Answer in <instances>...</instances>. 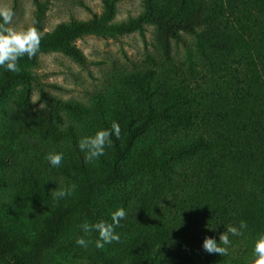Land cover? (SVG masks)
I'll return each mask as SVG.
<instances>
[{"label": "trees", "instance_id": "obj_1", "mask_svg": "<svg viewBox=\"0 0 264 264\" xmlns=\"http://www.w3.org/2000/svg\"><path fill=\"white\" fill-rule=\"evenodd\" d=\"M102 2L101 17L51 33L43 32L40 5L32 26L42 33L39 50L18 60V72L0 68V102L22 87L17 105L27 111L40 53L63 51L85 64L73 45L77 38L142 31L149 23L158 26L165 61L172 40L192 35L189 75L222 72V81L194 91L186 79L161 103L153 100L150 84L141 86L138 113L97 107L90 125L109 132L107 150L90 160L71 156L59 167L24 166L14 123L6 124L0 131V264H224L217 254L189 245V231L164 220L166 212L176 215L187 206L222 231L245 221L248 247L264 234V0H145L143 14L119 24L110 23L114 1ZM154 75L141 80L152 82ZM60 109L78 118L87 113L78 103L51 99L35 117L43 139L74 137L73 128L52 124ZM68 189L71 195H55ZM120 208L126 216L115 227L119 241L96 248L98 232L85 233L82 225L111 223ZM81 236L87 247L75 243Z\"/></svg>", "mask_w": 264, "mask_h": 264}, {"label": "rangeland", "instance_id": "obj_2", "mask_svg": "<svg viewBox=\"0 0 264 264\" xmlns=\"http://www.w3.org/2000/svg\"><path fill=\"white\" fill-rule=\"evenodd\" d=\"M112 1L115 5L112 24L127 22L145 12V0ZM40 5L44 10V33H51L61 25L92 21L105 12L102 0H0V10L13 13L11 22L5 27L15 31L32 27ZM157 38L158 26L152 23L145 24L142 31L82 36L73 45L84 56L85 64L78 63L63 51L40 53L36 68L38 83L33 87L27 111L17 105L22 87L12 88L0 102V131L6 124L14 123L18 139L16 145L21 158H24V166L31 163L45 166L48 162L46 157L51 153H63V161L78 154L87 157L88 149L82 151L80 141L95 137L101 131L90 125L97 107L107 112L126 106L128 110L138 113L144 106L141 86L150 84L155 94L153 100L161 103L171 91L186 84V79L189 88L194 91L213 89L215 82L222 81L219 78L222 72L211 75L208 70H203L197 78L189 75L185 59L188 48L194 45V36L181 33V39L172 40L168 61L163 59ZM236 68L241 69L239 66ZM150 72L155 73L152 82L141 80ZM51 99L78 103L87 109L85 116L80 118L74 117L66 109H60L53 119L52 124L63 131L74 129L71 139L67 137L55 142L40 136L35 117L49 106ZM104 150H107L106 145ZM166 215L165 223L172 225V221H175L179 229L189 231V239H194L188 240V243L194 247L202 248L205 237L218 241L219 235L227 230H219L212 221L209 223L197 217L187 206L179 214L166 212ZM229 238L232 244L227 254H217L224 259V264H254V245L248 247L242 236L229 235Z\"/></svg>", "mask_w": 264, "mask_h": 264}, {"label": "clouds", "instance_id": "obj_3", "mask_svg": "<svg viewBox=\"0 0 264 264\" xmlns=\"http://www.w3.org/2000/svg\"><path fill=\"white\" fill-rule=\"evenodd\" d=\"M12 17V11L0 10V20L3 21V23L0 24V68H4L9 72H18L20 70L18 60L25 55L31 58L38 52L42 33L35 27H30L22 31H15L5 27V25L11 22ZM112 127L118 135L119 126L113 123ZM109 135L107 131H100L95 137L85 138L80 141V149L82 151L86 148L88 149L89 154L87 159L90 160L94 157L103 155L104 145ZM46 158L52 167H59L64 156L63 153H51L48 154ZM55 195L58 198L71 195V189L57 191ZM125 216L126 211L120 208L111 214V223L104 221L91 225L85 223L82 225V229L85 233L91 231L98 232V238L95 240V247L103 249L106 244L119 241L120 236L115 232V227L119 226L120 221L124 219ZM246 229L247 223L243 220L239 222L238 227L230 225L227 227L226 232L219 235L218 241L213 237H205L202 248L209 254L226 255L232 244L229 235L242 236ZM75 243L78 246L87 247L89 241L81 236L76 239ZM253 256L255 257L254 264H264V234H260L255 240Z\"/></svg>", "mask_w": 264, "mask_h": 264}]
</instances>
